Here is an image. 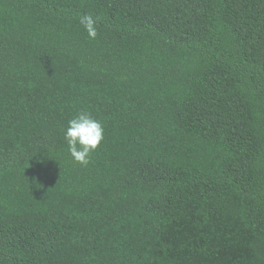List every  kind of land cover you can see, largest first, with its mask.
Returning <instances> with one entry per match:
<instances>
[{
  "label": "trees",
  "instance_id": "obj_1",
  "mask_svg": "<svg viewBox=\"0 0 264 264\" xmlns=\"http://www.w3.org/2000/svg\"><path fill=\"white\" fill-rule=\"evenodd\" d=\"M0 264H264V0H0Z\"/></svg>",
  "mask_w": 264,
  "mask_h": 264
},
{
  "label": "clouds",
  "instance_id": "obj_2",
  "mask_svg": "<svg viewBox=\"0 0 264 264\" xmlns=\"http://www.w3.org/2000/svg\"><path fill=\"white\" fill-rule=\"evenodd\" d=\"M97 19L85 14L79 17L89 38L97 36ZM104 129L99 121L92 118L87 112H80L68 122L64 138L68 144L69 153L73 160L82 166L90 163L91 153L96 151L104 139Z\"/></svg>",
  "mask_w": 264,
  "mask_h": 264
}]
</instances>
